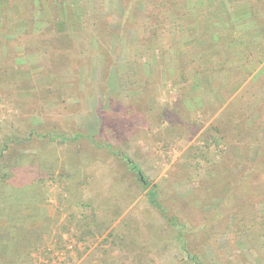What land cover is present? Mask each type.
<instances>
[{
	"label": "rangeland",
	"instance_id": "rangeland-1",
	"mask_svg": "<svg viewBox=\"0 0 264 264\" xmlns=\"http://www.w3.org/2000/svg\"><path fill=\"white\" fill-rule=\"evenodd\" d=\"M52 1L49 10L37 0H0V147L7 139L19 140L9 145L8 154L0 153V225L23 219L40 227L49 220L45 245L20 264H188L174 240L175 229L150 204L148 192L157 187L164 207L183 221L224 205V183L207 190L215 172L240 173L264 146V64L253 74L233 69L231 89L212 76L198 78L199 88L185 100L187 85L179 84L177 90L173 78L178 79V71L171 76L165 65H178L177 54L190 51L199 69L215 56L216 42L227 54L237 51L241 29L250 28L230 19L237 2L255 4L264 36V0H161L150 8L139 2L124 35L107 32V20L120 22L124 0ZM186 6L195 10L179 14ZM209 14L212 23H219L220 36L207 35L203 23ZM141 25L145 37L169 54L168 60L159 50L150 56L142 52ZM65 27L75 34L69 46L76 57L62 62V69L57 61L52 66L51 56L60 46L47 33ZM106 53L115 60L107 82ZM177 103L186 116L175 113ZM212 122L223 128V133H213L217 143L202 137ZM69 133L83 136L60 139ZM107 144L132 158L147 188ZM232 144L238 147L236 154L230 152ZM44 156L54 175L32 184V164ZM252 174L253 186L263 182V166ZM262 208L258 204L255 211ZM258 223L236 241H231L232 228L227 234L222 222L211 224L195 242L204 264H264V225L261 219ZM8 231L0 230V235Z\"/></svg>",
	"mask_w": 264,
	"mask_h": 264
},
{
	"label": "trees",
	"instance_id": "trees-1",
	"mask_svg": "<svg viewBox=\"0 0 264 264\" xmlns=\"http://www.w3.org/2000/svg\"><path fill=\"white\" fill-rule=\"evenodd\" d=\"M38 3H40L42 6V9L45 8V3L47 7L52 8V0H37ZM142 2L145 3V7L152 5L159 4L161 0H124V7L121 14L120 22L117 23H111L109 20L108 25L110 22V27L107 25V32L108 35L112 34L113 32L118 31L121 33V35H124L127 33V27L130 26V23H132V14L133 10L135 9L137 3ZM30 3V2H29ZM236 12L233 14V18L239 17L242 15L247 16L244 18H240V20L237 21V24L239 27H250L248 30L241 29V33L244 34V36L240 39V43L242 46L240 48L233 51L232 54H227L223 52V49L220 50V43L216 42L215 51L212 56L213 58H209L210 60L206 62V65L203 67L197 69L194 65V62L192 61V52H185L181 51L177 54L176 58L177 60H180L178 65L174 63L173 66L168 65V62L166 63V70L167 74L175 75L176 71H178V79H175L173 77V80H175V87H177V90H179V84H186L185 87V93H183V99L185 100V97L187 94H190L193 90L199 88V83H197L198 78H203L204 80L209 76L213 77L216 80H218L219 84H224L226 88L231 89V82L235 75H233V69L235 71L248 69L249 74H253L257 71V69L264 64V36L261 32V29L259 28L258 19L260 18V15L255 11V4H247V3H239L237 2ZM31 11H34V5L31 2ZM33 6V7H32ZM51 6V7H50ZM33 8V10H32ZM188 8V9H187ZM54 9V8H53ZM194 7L186 6L182 8V11L179 12V14H189L190 12L194 11ZM52 11V10H51ZM50 11V12H51ZM205 10H202L204 12ZM224 11V10H223ZM208 12V11H206ZM209 13V12H208ZM206 13V14H208ZM236 15V16H235ZM188 16V15H187ZM185 18V16H183ZM158 19V18H157ZM206 19L208 22H204L203 25L206 28L207 35L209 34L210 37L218 34L220 36V28L219 23H212L214 19L212 18L211 14L207 15ZM55 19H52V23L55 22ZM194 23L199 22V19H193ZM184 21V20H183ZM153 22H151L152 25ZM56 24V23H55ZM58 25V24H57ZM226 27L230 25V23L224 24ZM141 25L140 27V33L143 34V37L140 38V43L142 49V52L147 53L149 56L156 50L157 54L164 55L165 58L168 60L169 54L167 52H160L163 49L158 47L159 45H156L155 39L149 38L147 39L145 37V32L147 31L144 29ZM225 27V28H226ZM251 27L254 28V30L250 31ZM66 28V27H65ZM53 30V31H52ZM150 30V29H149ZM148 30V31H149ZM220 30V31H219ZM223 30V29H222ZM191 30L189 31L190 35L192 33ZM239 31V30H238ZM151 32V31H150ZM161 35H163V30L161 31ZM49 35V38H51V42H57L58 46H60L59 50L55 51L52 56V66L53 62H56V65H58L60 68L63 69L62 62L71 61L75 56L76 49L74 47L69 46V43H73V40L76 39L75 34L69 31L67 28L63 31L57 32L56 30L49 29V32L47 33ZM160 35V33H159ZM196 37V41L198 40V35H194ZM245 37V38H244ZM244 38V39H243ZM219 41V39H218ZM237 42V43H239ZM239 43V44H240ZM74 46V44H73ZM219 46V47H218ZM78 53V52H77ZM107 57L105 59V65H104V76L103 79H105V82H107V70L110 68V66L115 62V60L110 57L108 53H106ZM175 55V53H173ZM211 56V57H212ZM150 58V57H149ZM219 58L225 59L224 62L221 64H216L213 60ZM107 60V61H106ZM246 61V66H240L237 67L236 64L239 61ZM175 61V59L173 60ZM173 61H171L173 63ZM62 66V67H61ZM65 67H69L65 65ZM177 69V70H176ZM197 77V78H196ZM70 79L73 80L72 75L70 76ZM74 81V80H73ZM104 83V82H103ZM165 110V109H164ZM175 113L183 114L185 113V109H183V105L181 103H177L174 107ZM227 113V109L219 115L220 117H225ZM186 116V113L184 114ZM214 115V111L211 116L206 115L202 125L207 123L209 121V118H211ZM176 122V120H175ZM217 123V122H216ZM220 123H211L209 129L205 130L203 132V139L207 143L215 142L217 143L218 138H215L213 136V133L216 132L217 134L223 133V128L219 126ZM34 134V132H32ZM40 134H37V137ZM83 136V134L78 133H69L68 135H65L63 137H60L62 141L68 142V141H75L80 139ZM91 137L89 136V139ZM17 142H19L18 138H14ZM14 139H7L5 144L0 147V153L1 155L8 154L10 150V144L14 141ZM30 140V139H29ZM108 149L110 153L115 154L117 157H119L122 161L125 162L127 165V172L132 173L135 176V179L137 183L142 185V187L145 189L147 188L143 183L140 181L139 176H141L140 171L136 163L132 160V158L123 153L120 150H115L113 145L107 144ZM245 145L241 148L244 149ZM238 148L236 144H232V148H230V152L233 154H236L234 149ZM246 148L249 150L252 148V144L250 143ZM249 153V151H248ZM248 155H244V159L248 158ZM256 158H254V161H250V164L246 166L244 169L240 171V173L235 174L234 176H229L226 171H223V169H219L221 173L215 172V182L212 184V188H209L207 190L213 189V187L217 186L219 183H224V186L222 187V196L221 201L223 206H217L212 212H210V215H201L200 218L196 217H190V219H186L185 221L181 220L180 216L177 213H172L168 211L160 198V194L158 192L157 187L153 188L151 191L148 192L149 202L150 204L155 207L162 217H164L166 220H168L171 227L175 229V236L174 240L178 244L181 252L184 254V260L188 264H204V258L202 255H200L199 251L196 250V239L201 236L202 234H207V230L212 226L211 224L222 222L221 228L223 231H225L227 234H230L231 228L233 230V233L231 237V241L239 240L238 238L248 234L249 230L253 229L256 224L261 219L264 225V178L263 182L259 183L255 186L251 184V181L253 180V172L261 166L264 168V146L260 149H258L256 153ZM230 162V161H229ZM51 160L47 159L45 156L43 158H40L38 162H34L32 164V167H34V170L32 174H34L35 178L31 181L32 184H34L36 181L38 182H44L51 177H53V170L51 167ZM256 165V166H255ZM8 175L5 173L3 177L5 178ZM220 176V177H219ZM263 177V176H262ZM52 179V178H51ZM36 180V181H35ZM10 181V180H8ZM6 182V181H5ZM244 186H247L246 188L242 189ZM8 187L7 183L6 186ZM241 189L239 192L237 190ZM237 204V208L236 205ZM258 204H262L263 208L261 213L258 211H255L256 206ZM234 207V208H233ZM236 208V210H235ZM172 213V214H171ZM233 215L232 219L229 220V216ZM20 219V222L17 223L19 225H13L8 226L0 225V230H6L9 228L10 231H8L5 235H0V264H20L21 261L25 260V258L30 257L31 252L40 250L45 245V235L44 231L49 226V220L48 218L45 219L44 225L40 227H33L31 224L29 225V222ZM87 226V225H84ZM109 228V226L106 227V229ZM105 229V230H106ZM212 229V227H211ZM104 230H100L99 233L102 234ZM264 236V235H263ZM252 241L254 245L256 243ZM196 250V251H195ZM264 260V257H262ZM106 260V259H105ZM106 262V261H105ZM104 264V261H103Z\"/></svg>",
	"mask_w": 264,
	"mask_h": 264
},
{
	"label": "crops",
	"instance_id": "crops-1",
	"mask_svg": "<svg viewBox=\"0 0 264 264\" xmlns=\"http://www.w3.org/2000/svg\"><path fill=\"white\" fill-rule=\"evenodd\" d=\"M235 16H236V15H235ZM219 17H221V16H218V18H219ZM241 17H242V15L239 16V17L233 18V15H231V16H230V19H232V21L237 22L238 20H240ZM244 17H246V16H243L242 18H244ZM218 18H217V19H218Z\"/></svg>",
	"mask_w": 264,
	"mask_h": 264
}]
</instances>
